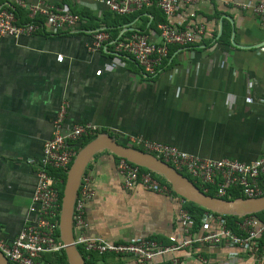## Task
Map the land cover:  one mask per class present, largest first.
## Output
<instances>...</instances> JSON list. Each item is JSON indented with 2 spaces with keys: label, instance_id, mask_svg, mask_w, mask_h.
Here are the masks:
<instances>
[{
  "label": "crops",
  "instance_id": "obj_1",
  "mask_svg": "<svg viewBox=\"0 0 264 264\" xmlns=\"http://www.w3.org/2000/svg\"><path fill=\"white\" fill-rule=\"evenodd\" d=\"M18 1L46 3L82 16L73 33L0 39V237L4 240H13L30 216L43 146L53 136V121L64 101L69 103L65 129L91 122L121 144L130 145L128 136L135 135L215 159L250 162L264 155V22L242 6L264 0H195L181 4L170 17L156 5L115 15L101 0H0V8L19 7L25 12L20 21H28L29 11ZM161 18L179 27L203 24L206 33L189 46L170 45L154 76L144 73L131 56L112 55L113 46L88 49L93 32L102 28L110 34L115 31V40L140 31L160 41ZM58 53L64 55L63 61H57ZM118 163V157L105 149L85 171L93 191L86 205L85 232L116 242L152 237L172 244L182 229L177 194L150 191L140 183L125 188ZM74 232L78 233L75 227ZM173 256L180 264H254L255 260L227 244L198 243L154 262ZM97 264L141 263L133 255L105 254Z\"/></svg>",
  "mask_w": 264,
  "mask_h": 264
},
{
  "label": "built area",
  "instance_id": "obj_2",
  "mask_svg": "<svg viewBox=\"0 0 264 264\" xmlns=\"http://www.w3.org/2000/svg\"><path fill=\"white\" fill-rule=\"evenodd\" d=\"M18 2L28 9L29 20L20 21V16L14 8L1 7L0 39L5 36H29L40 32L56 36L67 32L73 33L80 25L81 16L77 13L61 10L46 3L29 5L22 1ZM101 2L112 12L121 15L154 4L166 17H170L176 14L181 4H192L195 0H101ZM242 6L251 8L264 22V2L247 3ZM158 28L160 41L152 40L149 35L140 31H134L126 39L115 40L106 29H98L93 32L88 49L108 50L107 47L113 46V50L109 51L112 55L131 56L144 73L154 76L168 56L170 45L189 46L202 40L206 33L203 24L186 23L184 27H179L165 21L159 23ZM56 58L57 61H63L64 55L58 53ZM68 108L69 103L64 101L53 121V136L44 143L39 161L38 181L28 207L30 216L13 240L6 241L0 237V250L12 264H59L45 257L65 250L66 245L61 240L59 231L62 204L60 185L63 179L52 175L50 169H59L67 174L83 142L102 133L100 126L91 122L79 123L65 129ZM128 138L130 145L153 153L179 172L194 177L205 188V192L211 186H217V196L221 198L227 195L230 189H238L246 197L264 195V181H261L264 175V155L250 162L232 158L215 159L195 155L176 145L140 136L130 135ZM118 171L125 188L131 189L140 183L150 191L173 193L166 183H162L151 172H143L141 166L125 158L119 159ZM90 183L91 176L84 173L73 213V225L78 229L73 244L79 250H83L88 258L93 254L133 255L141 264H180L177 256L161 263L154 262V259L178 253L201 243L210 246L227 244L240 248L253 256L254 264H264V221L254 214L242 215L240 220L235 221L237 229H234L229 224L226 214L207 209L201 216L199 226L195 227L194 217L183 207L186 199L180 195L177 196L182 206L177 219L182 229L174 234L172 244H164L152 237L116 242L87 234L85 211L93 195Z\"/></svg>",
  "mask_w": 264,
  "mask_h": 264
},
{
  "label": "water",
  "instance_id": "obj_3",
  "mask_svg": "<svg viewBox=\"0 0 264 264\" xmlns=\"http://www.w3.org/2000/svg\"><path fill=\"white\" fill-rule=\"evenodd\" d=\"M105 149L114 155L162 175L178 195L213 212L242 216L264 210V195L225 199L207 194L186 175L153 153L132 145L121 144L111 135L100 133L81 147L67 172L62 196L59 231L61 240L66 245L65 254L69 264H87L79 249L73 244L75 237L73 225L74 206L81 179L90 161L98 152ZM0 264H12L1 250Z\"/></svg>",
  "mask_w": 264,
  "mask_h": 264
},
{
  "label": "trees",
  "instance_id": "obj_4",
  "mask_svg": "<svg viewBox=\"0 0 264 264\" xmlns=\"http://www.w3.org/2000/svg\"><path fill=\"white\" fill-rule=\"evenodd\" d=\"M154 5V4H153ZM11 9V8H10ZM15 11L19 14V15H25V12L23 10H21L19 7H14ZM159 10H161L159 8ZM162 11V10H161ZM163 12V11H162ZM164 13V12H163ZM115 15H117V13H114ZM161 15V13H159ZM119 15V14H118ZM82 16V13H81ZM92 19V17H90V20ZM166 21L165 18H161V22ZM118 21L114 22L115 24ZM111 32V36L113 39H116L117 37V33L113 30H110ZM93 138H88L83 142L84 146L85 144H87L89 141H91ZM117 156V155H115ZM118 159H120L121 157L117 156ZM141 170L143 172H151L153 174L154 177H156L158 180H160L162 183H166L170 189H172L174 194H177L171 184L160 174L153 172L147 168L141 167ZM50 173L58 178H62L63 179V183L62 186H60V195L63 196V189H64V185H65V181H66V177L67 174L59 169H50ZM184 175H186L190 180H192L201 190H205V188L200 184L199 181H197L194 177H192L191 175L185 173V172H181ZM207 194L213 195V196H217V186H211L209 190L206 191ZM178 195V194H177ZM238 197H246L242 192H240L238 189H230L228 191V194L223 196L222 198L225 199H234V198H238ZM183 207L186 208L190 214L194 217L195 219V227L199 226V223L201 221V216L202 214L207 211V209L205 207H202L194 202L185 200V203L183 204ZM256 217H258L259 219H261L262 221H264V210L261 212H257V213H253ZM229 221V224L234 228L237 229L235 226V221L240 220L241 216H236V215H225ZM80 253L82 254V256L84 257L85 261L87 264H97L98 260L101 259L104 255H99V254H93L90 258L87 257L86 253L83 252V250H79ZM47 260H51L53 262L59 263V264H69L66 254H65V250L60 252V253H56V254H51V255H47L45 257Z\"/></svg>",
  "mask_w": 264,
  "mask_h": 264
},
{
  "label": "rangeland",
  "instance_id": "obj_5",
  "mask_svg": "<svg viewBox=\"0 0 264 264\" xmlns=\"http://www.w3.org/2000/svg\"><path fill=\"white\" fill-rule=\"evenodd\" d=\"M80 150V149H79ZM60 186H62V185H60Z\"/></svg>",
  "mask_w": 264,
  "mask_h": 264
}]
</instances>
